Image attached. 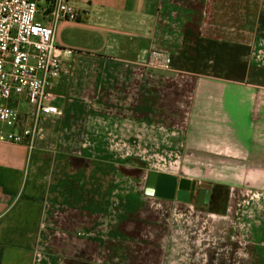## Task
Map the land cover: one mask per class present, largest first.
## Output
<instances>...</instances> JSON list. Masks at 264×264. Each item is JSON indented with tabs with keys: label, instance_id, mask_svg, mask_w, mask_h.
<instances>
[{
	"label": "crops",
	"instance_id": "crops-1",
	"mask_svg": "<svg viewBox=\"0 0 264 264\" xmlns=\"http://www.w3.org/2000/svg\"><path fill=\"white\" fill-rule=\"evenodd\" d=\"M51 1L62 115L0 144V264H264V0Z\"/></svg>",
	"mask_w": 264,
	"mask_h": 264
},
{
	"label": "built area",
	"instance_id": "built-area-1",
	"mask_svg": "<svg viewBox=\"0 0 264 264\" xmlns=\"http://www.w3.org/2000/svg\"><path fill=\"white\" fill-rule=\"evenodd\" d=\"M50 11L55 20L81 18L67 0H52ZM39 14L40 0H0V144L29 152L34 150L41 120L62 115L54 87L67 73L65 60L73 54L57 45L55 25L39 21ZM146 66L169 71L172 58L154 50Z\"/></svg>",
	"mask_w": 264,
	"mask_h": 264
},
{
	"label": "water",
	"instance_id": "water-1",
	"mask_svg": "<svg viewBox=\"0 0 264 264\" xmlns=\"http://www.w3.org/2000/svg\"><path fill=\"white\" fill-rule=\"evenodd\" d=\"M163 178H171L170 176H165L162 174H157L155 172H151L149 175V180H148V189L146 191L147 195H156V196H160L161 194V188L162 186H164L163 183ZM177 187V183L175 182V188ZM179 194L177 196V198L179 200H184L182 198L183 193H194L195 190V184H192L191 182H189L188 180H182L179 183ZM210 196H211V186L207 185V184H202L199 186V191H198V196H197V205L199 206H204L209 204L210 201ZM165 198H168L169 196L165 195ZM193 200V197L190 199Z\"/></svg>",
	"mask_w": 264,
	"mask_h": 264
},
{
	"label": "rangeland",
	"instance_id": "rangeland-1",
	"mask_svg": "<svg viewBox=\"0 0 264 264\" xmlns=\"http://www.w3.org/2000/svg\"><path fill=\"white\" fill-rule=\"evenodd\" d=\"M45 7H46V5H45V0H40V14L38 15V19H39V21H41V22H45L44 21V19L41 17V12L42 11H44L45 10ZM26 107V106H25ZM188 171V173L187 174H189L190 173V175H194V170L193 171H190L189 172V170H187ZM202 171V173H203V175L206 177H208V174H209V169H203V170H201ZM185 172H186V170H185ZM201 181H207L208 182V179H206V178H203ZM222 193H224L223 191H222ZM224 194H222V196H223ZM61 256V255H60ZM68 257H70V256H68ZM73 258H74V256H73ZM75 259V258H74ZM73 264H78L77 262H74Z\"/></svg>",
	"mask_w": 264,
	"mask_h": 264
},
{
	"label": "flooded vegetation",
	"instance_id": "flooded-vegetation-1",
	"mask_svg": "<svg viewBox=\"0 0 264 264\" xmlns=\"http://www.w3.org/2000/svg\"><path fill=\"white\" fill-rule=\"evenodd\" d=\"M195 190H196V188H195ZM194 190V191H195ZM198 191H199V187H198V189H197V195H198ZM178 193H179V191H178ZM194 198V196L192 195V193L191 192H189V193H183V195H182V198H185V199H191V198Z\"/></svg>",
	"mask_w": 264,
	"mask_h": 264
}]
</instances>
